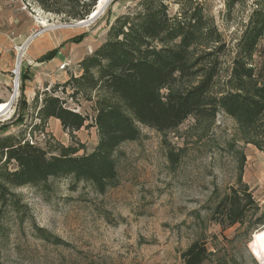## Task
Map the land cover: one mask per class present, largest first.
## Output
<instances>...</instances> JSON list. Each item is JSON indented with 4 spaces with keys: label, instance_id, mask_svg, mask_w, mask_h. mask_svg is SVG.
Wrapping results in <instances>:
<instances>
[{
    "label": "rangeland",
    "instance_id": "obj_1",
    "mask_svg": "<svg viewBox=\"0 0 264 264\" xmlns=\"http://www.w3.org/2000/svg\"><path fill=\"white\" fill-rule=\"evenodd\" d=\"M227 1L163 0L168 15L200 7L205 23L215 29L212 40L217 35L225 43L216 92L229 87L237 43L253 22L254 11L264 10V0H238L231 7ZM141 6L140 0H112L93 21L71 26L77 21L47 13L33 0H0V103L8 102L0 114V135L28 140L45 149L48 157L68 148L75 155L93 151L98 142L94 126L66 131L53 118L41 119L38 109L53 85L64 83L70 74L80 75L79 62L108 39L115 20ZM39 29L42 32L32 41L39 38L40 46L49 44L44 53L57 49L59 61L52 60L55 55L39 64L42 54L32 58L33 44L29 51V45L23 48L31 32ZM50 33L58 38L56 44L48 40ZM210 47L204 41L191 50L199 53ZM253 58L259 60L257 55ZM60 91L54 94L65 100V107L85 114L92 123L103 90L75 98H69V87L66 93ZM138 129L136 140L119 145L117 179L102 192L71 176L48 178L38 186L9 184V202L0 206V260L4 264H183L184 249L199 240L212 253L202 264H264L253 239L264 225L221 226L211 218L215 201L238 180L258 202V214L264 211V152L236 120L219 109L213 120L190 116L171 131L157 132L139 124ZM15 167L13 160L0 156V173Z\"/></svg>",
    "mask_w": 264,
    "mask_h": 264
},
{
    "label": "trees",
    "instance_id": "obj_2",
    "mask_svg": "<svg viewBox=\"0 0 264 264\" xmlns=\"http://www.w3.org/2000/svg\"><path fill=\"white\" fill-rule=\"evenodd\" d=\"M33 1L47 13L79 21L93 12L98 0ZM140 1L141 8L123 20L116 19L108 39L79 62L80 75L70 74L64 83L53 85L38 109L41 119L56 118L66 131L94 126L98 132L95 149L75 155L68 148L48 157L45 149L28 140L10 133L0 135V156L16 165L0 173V206L9 202V184L38 186L54 177L71 176L75 182H87L98 192L104 191L117 179L115 152L120 144L139 137L138 124L166 132L190 116L213 120L220 109L264 152V43L260 45L264 10L254 11L253 22L237 43L229 87L216 92L220 56L226 46L217 35L212 40L215 29L205 23L201 8L193 6L180 15H168L163 0ZM237 1L228 0V7ZM204 41L211 46L209 50H191ZM56 53L57 49H50L40 61H48ZM25 76L21 75L22 81ZM176 83L183 86L177 88ZM67 87L69 98L90 97L91 91L103 90L92 123L85 114L65 107V100L54 94L60 88L66 93ZM21 93L24 103L23 89ZM259 210L249 188L238 180L229 193L215 201L211 218L221 226L252 222L256 229L264 225V211L258 214ZM211 254L203 242L194 240L181 258L183 264H202ZM0 264L4 263L0 260Z\"/></svg>",
    "mask_w": 264,
    "mask_h": 264
},
{
    "label": "bare ground",
    "instance_id": "obj_3",
    "mask_svg": "<svg viewBox=\"0 0 264 264\" xmlns=\"http://www.w3.org/2000/svg\"><path fill=\"white\" fill-rule=\"evenodd\" d=\"M105 2H106V0H98L96 5H95V7H94V9H93V12L91 13V16L94 15L97 12L96 10L100 9L105 4ZM87 23H89V22H85L84 20H79V22H76L75 25H72V24H69V25H71V26H79V24L80 25H82V24L84 25V24H87ZM40 25L41 26H46V24L43 21L40 22ZM51 29H53V28H51ZM31 41H32V39H29L27 42H25L24 43L25 46L23 48H26ZM21 50H22V48H21ZM17 67H18V63L16 64V70H17ZM16 70H15V72H16ZM17 87H18V83L15 81V84H14V93H15V95L17 93ZM7 106H8V102L7 103H0V114L5 111ZM253 239H254V243H255L256 247L259 250L260 255L264 259V227L259 229V230H257V231H255L253 233Z\"/></svg>",
    "mask_w": 264,
    "mask_h": 264
},
{
    "label": "crops",
    "instance_id": "obj_4",
    "mask_svg": "<svg viewBox=\"0 0 264 264\" xmlns=\"http://www.w3.org/2000/svg\"><path fill=\"white\" fill-rule=\"evenodd\" d=\"M32 33V32H31ZM48 40L49 41H53L54 43L58 41V38H56L55 36H53L51 33L48 34ZM32 42V43H31ZM29 43V46L27 47V50L29 51L31 49V46L33 44V48L35 50V53L33 54V57L32 58H35V57H38L39 55L43 54L50 46L49 44H46V45H42L40 46V39H36L35 41H31ZM56 44V43H55ZM58 57V54L56 55V57H54L52 60H56V61H59V57ZM51 61V60H50ZM49 61V63H50ZM45 62H48V61H39L38 63L39 64H42V63H45ZM31 68V67H30ZM32 69V68H31ZM33 70V69H32ZM54 120H56V122H59L58 119L56 118H53Z\"/></svg>",
    "mask_w": 264,
    "mask_h": 264
},
{
    "label": "built area",
    "instance_id": "obj_5",
    "mask_svg": "<svg viewBox=\"0 0 264 264\" xmlns=\"http://www.w3.org/2000/svg\"><path fill=\"white\" fill-rule=\"evenodd\" d=\"M42 31L39 29V30H34V32L33 33H31V35L25 40V42H27L29 39H33L36 35H38V34H40ZM21 46H20V50H21ZM20 57H21V55H20ZM20 57H19V63H18V67H17V70H16V72H14V74H15V80L14 81H16L17 83H18V80H19V72H20V61H21V59H20ZM64 67V65H60V69L61 68H63ZM31 143V142H30ZM31 144H33V143H31Z\"/></svg>",
    "mask_w": 264,
    "mask_h": 264
},
{
    "label": "water",
    "instance_id": "obj_6",
    "mask_svg": "<svg viewBox=\"0 0 264 264\" xmlns=\"http://www.w3.org/2000/svg\"><path fill=\"white\" fill-rule=\"evenodd\" d=\"M112 0H106V2H105V4L100 8V9H98V10H96L97 12L94 14V15H92L91 16V14H90V16H88L87 18H84V19H79V20H84L85 22H91V21H93L94 20V18L100 13V12H102V10L111 2ZM77 22H79V21H77ZM76 24V22L75 23H72V25H75Z\"/></svg>",
    "mask_w": 264,
    "mask_h": 264
}]
</instances>
